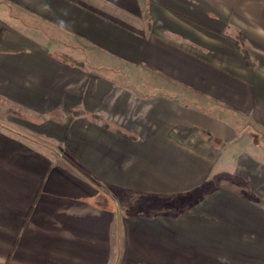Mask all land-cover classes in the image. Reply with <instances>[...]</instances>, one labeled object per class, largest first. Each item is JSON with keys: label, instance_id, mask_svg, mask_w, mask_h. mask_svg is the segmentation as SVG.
<instances>
[{"label": "crops", "instance_id": "0c3cea01", "mask_svg": "<svg viewBox=\"0 0 264 264\" xmlns=\"http://www.w3.org/2000/svg\"><path fill=\"white\" fill-rule=\"evenodd\" d=\"M0 101V264H264V0H0Z\"/></svg>", "mask_w": 264, "mask_h": 264}, {"label": "rangeland", "instance_id": "374dc122", "mask_svg": "<svg viewBox=\"0 0 264 264\" xmlns=\"http://www.w3.org/2000/svg\"><path fill=\"white\" fill-rule=\"evenodd\" d=\"M128 72H129L128 75H131L133 82H135L134 84H132L135 87L139 86L140 87L139 89L144 90V91H154V90L156 91L157 90L155 88V84L150 82V79H152V81H153V79L155 78L152 75H149V74L144 73V72H140V71H138L136 69L134 71L130 70ZM139 76L145 78L146 83H142V84L141 83L140 84L136 83V82H139V81H137V80H139L138 79ZM10 112H11V110L9 109V107L4 102L0 101V117L3 116L6 119V118H8L7 113H10ZM244 133H250L252 135L254 141H256V142L259 141L260 142L259 146L261 148H264V137H263L264 132H260L256 127H254L251 124L247 125V123H244ZM262 137H263V139H261ZM243 141H242L243 148L248 149V147L246 146L248 144V142L245 141V140H243ZM188 198H189V196H184L183 198L163 197L165 202L173 201L174 203H176L177 201L181 202V201L189 200ZM130 200H132V202H133L132 205H131L133 208L138 209L140 207V205L135 200V197L131 198ZM142 201H143L142 204H144V203L147 204L149 202H153V200L151 198L145 197V196L142 197ZM153 204H155V203H152V205Z\"/></svg>", "mask_w": 264, "mask_h": 264}]
</instances>
